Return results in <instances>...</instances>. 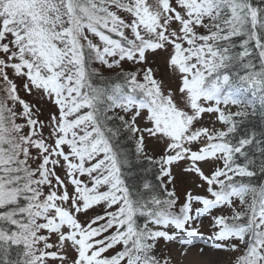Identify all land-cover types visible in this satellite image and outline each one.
<instances>
[{
  "label": "snow or ice",
  "instance_id": "obj_1",
  "mask_svg": "<svg viewBox=\"0 0 264 264\" xmlns=\"http://www.w3.org/2000/svg\"><path fill=\"white\" fill-rule=\"evenodd\" d=\"M0 264H264V0H0Z\"/></svg>",
  "mask_w": 264,
  "mask_h": 264
},
{
  "label": "trees",
  "instance_id": "obj_2",
  "mask_svg": "<svg viewBox=\"0 0 264 264\" xmlns=\"http://www.w3.org/2000/svg\"><path fill=\"white\" fill-rule=\"evenodd\" d=\"M257 121H258V118H257ZM255 122V121H254Z\"/></svg>",
  "mask_w": 264,
  "mask_h": 264
}]
</instances>
